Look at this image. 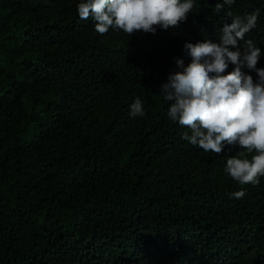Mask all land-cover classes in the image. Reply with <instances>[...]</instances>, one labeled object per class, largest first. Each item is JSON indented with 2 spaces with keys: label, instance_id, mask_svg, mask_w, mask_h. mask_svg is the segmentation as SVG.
I'll use <instances>...</instances> for the list:
<instances>
[{
  "label": "trees",
  "instance_id": "trees-1",
  "mask_svg": "<svg viewBox=\"0 0 264 264\" xmlns=\"http://www.w3.org/2000/svg\"><path fill=\"white\" fill-rule=\"evenodd\" d=\"M80 2L0 0V264H264V176L234 181L245 150L182 139L160 95L186 43L256 10L264 69V0H194L179 27L132 36L98 34Z\"/></svg>",
  "mask_w": 264,
  "mask_h": 264
},
{
  "label": "clouds",
  "instance_id": "clouds-1",
  "mask_svg": "<svg viewBox=\"0 0 264 264\" xmlns=\"http://www.w3.org/2000/svg\"><path fill=\"white\" fill-rule=\"evenodd\" d=\"M235 2L217 0L214 11L220 13ZM193 7L194 0H81L77 12L81 20L91 18L100 35L111 29L132 36L177 28ZM227 15L232 16L231 11ZM259 15L256 10L237 16L230 25H224L216 42L205 39L186 43L190 63L185 65L177 59L179 70L169 74L160 88V95L171 102L169 119L191 131L182 139L217 155L226 147L229 151L238 147L249 154L255 152L251 160L245 151L230 156L225 167L234 181L253 186L264 176V69L256 67L262 55L260 48L245 37L257 27ZM230 64L234 70L227 72ZM243 68L256 72L258 78L254 80ZM129 115H146L141 99L131 104ZM245 195L243 190L232 193L236 199Z\"/></svg>",
  "mask_w": 264,
  "mask_h": 264
}]
</instances>
